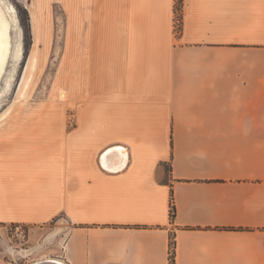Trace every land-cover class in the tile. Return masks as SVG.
<instances>
[{"label":"crops","instance_id":"crops-1","mask_svg":"<svg viewBox=\"0 0 264 264\" xmlns=\"http://www.w3.org/2000/svg\"><path fill=\"white\" fill-rule=\"evenodd\" d=\"M180 14L177 32L175 0H69L71 35L102 43L75 107L0 125V235L63 226L65 264H171L172 236L176 264H264V0Z\"/></svg>","mask_w":264,"mask_h":264},{"label":"rangeland","instance_id":"rangeland-1","mask_svg":"<svg viewBox=\"0 0 264 264\" xmlns=\"http://www.w3.org/2000/svg\"><path fill=\"white\" fill-rule=\"evenodd\" d=\"M0 1L5 8L11 7L8 15L12 49L20 43L19 39L23 47L21 60L9 62L0 84V89H3L5 79L12 71V85L1 98L0 125H11L14 130H21L22 123L32 118L27 116L28 110L75 107L70 103V90L80 86L87 67L85 55L88 50L91 52L93 43H102V37L71 35L69 0H65L66 3L64 0ZM181 2L175 0L177 32L180 30ZM63 90L68 93L65 101L60 99ZM54 224L52 222L49 229ZM0 236V261L4 264H33L50 256L52 245H46L26 257L13 254L8 250L9 246L30 248L36 243L30 237L16 241L8 233Z\"/></svg>","mask_w":264,"mask_h":264},{"label":"bare ground","instance_id":"bare-ground-1","mask_svg":"<svg viewBox=\"0 0 264 264\" xmlns=\"http://www.w3.org/2000/svg\"><path fill=\"white\" fill-rule=\"evenodd\" d=\"M11 7L5 8L4 5L1 4L0 1V84L4 79L5 71L9 65V62L14 59V61L19 62L22 58L23 54V47L21 43V39H19L20 43L12 49V30H11V20L8 15V11ZM10 12V11H9ZM14 78V74L11 71L7 78L5 79V86L3 89H0V105H1V98L4 94L7 93L8 89H10L12 85V81ZM60 99L65 101L68 99L67 91L63 90L60 92ZM9 111V110H8ZM7 111V113H8ZM64 229L63 226H57L52 232H50L44 241L37 246H33L30 248H20L15 249L13 246H9L8 250L11 253H17L23 257L32 255L34 252L38 251L40 248L46 245H52L56 236L62 232ZM65 264L62 260L56 258H43L33 264Z\"/></svg>","mask_w":264,"mask_h":264},{"label":"built area","instance_id":"built-area-1","mask_svg":"<svg viewBox=\"0 0 264 264\" xmlns=\"http://www.w3.org/2000/svg\"><path fill=\"white\" fill-rule=\"evenodd\" d=\"M8 235L15 239L16 241L19 240H26L29 237V230L28 227L22 223H13L8 227Z\"/></svg>","mask_w":264,"mask_h":264},{"label":"trees","instance_id":"trees-1","mask_svg":"<svg viewBox=\"0 0 264 264\" xmlns=\"http://www.w3.org/2000/svg\"><path fill=\"white\" fill-rule=\"evenodd\" d=\"M175 214H176V208H175L174 201H172L171 216L175 217ZM171 264H176L175 262V237L174 236H172L171 238Z\"/></svg>","mask_w":264,"mask_h":264},{"label":"water","instance_id":"water-1","mask_svg":"<svg viewBox=\"0 0 264 264\" xmlns=\"http://www.w3.org/2000/svg\"><path fill=\"white\" fill-rule=\"evenodd\" d=\"M51 264H53V263H51Z\"/></svg>","mask_w":264,"mask_h":264}]
</instances>
